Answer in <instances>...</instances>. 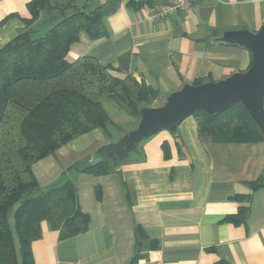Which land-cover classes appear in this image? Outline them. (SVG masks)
Listing matches in <instances>:
<instances>
[{
  "label": "crops",
  "instance_id": "obj_1",
  "mask_svg": "<svg viewBox=\"0 0 264 264\" xmlns=\"http://www.w3.org/2000/svg\"><path fill=\"white\" fill-rule=\"evenodd\" d=\"M30 1L0 0V48L25 28ZM106 1L88 3L92 9ZM170 1L120 0L103 19L106 37L94 41L80 33L68 59L92 56L120 76L132 74L158 90L152 106L185 83L220 81L249 69L248 49L216 39L228 30L257 32L264 0H194L170 16L154 17ZM126 115V121L135 119ZM83 137H93L88 148L74 142L34 164L39 183L90 160L91 151L109 143L97 129ZM76 171L73 182L81 209L91 216L89 230L59 240L44 222L32 245L36 264H132L136 254L135 264H264V185L251 186L264 173V141L216 143L199 135L191 117L177 136L159 133L118 171Z\"/></svg>",
  "mask_w": 264,
  "mask_h": 264
},
{
  "label": "trees",
  "instance_id": "obj_2",
  "mask_svg": "<svg viewBox=\"0 0 264 264\" xmlns=\"http://www.w3.org/2000/svg\"><path fill=\"white\" fill-rule=\"evenodd\" d=\"M88 1L31 0L25 28L0 48V264H36L32 245L42 237L44 222L59 232V240L89 230L91 216L81 209L76 184L66 180L41 190L34 164L96 129L109 141L121 136L124 130L112 120L105 99L139 120V108L152 106L159 95L95 57L68 59L80 33L94 41L106 37L103 19L116 11L120 0L92 9ZM205 82L209 79L194 85ZM193 117L199 135L213 142L264 141L240 102L217 115L199 112ZM72 168L93 176L115 170L110 162ZM263 185L264 173L251 183L255 190ZM96 191L100 199L99 186ZM248 214L249 208L242 209L241 219ZM138 258L136 254L132 264Z\"/></svg>",
  "mask_w": 264,
  "mask_h": 264
},
{
  "label": "water",
  "instance_id": "obj_3",
  "mask_svg": "<svg viewBox=\"0 0 264 264\" xmlns=\"http://www.w3.org/2000/svg\"><path fill=\"white\" fill-rule=\"evenodd\" d=\"M248 49L252 63L246 72H235L220 81L202 85L185 83L180 90L167 95L161 106L139 108L137 125L94 150L89 163L110 162L115 170L159 133L177 136L180 125L199 112L217 115L240 102L264 137V23L257 32L243 28L228 30L216 39Z\"/></svg>",
  "mask_w": 264,
  "mask_h": 264
},
{
  "label": "rangeland",
  "instance_id": "obj_4",
  "mask_svg": "<svg viewBox=\"0 0 264 264\" xmlns=\"http://www.w3.org/2000/svg\"><path fill=\"white\" fill-rule=\"evenodd\" d=\"M103 104L106 107L107 111L109 112L112 120L116 124H118L121 128H123L122 130H124V132L134 128L137 125L138 120L136 118L133 120L126 121L125 118H127V115L124 112L122 113L121 109L116 107V105L111 100L105 99L103 101ZM92 136L94 137L95 135H92ZM93 137H89V139H88V137L86 138V137L82 136V137H79L78 139L70 142L69 144H73L75 142V144L77 145V148H80L81 150H83L84 148H88V146H90V144H87L85 146L86 140L88 142V140L92 139ZM95 146H96V144L93 145V147H95ZM93 151L90 152V155ZM88 163H89V160H87L85 158V159L77 162L75 164V167H83V166L87 165ZM63 172H64L63 174L59 173L60 175L58 174L57 176H54L53 179L42 178L40 181L41 190H46L49 187H54V186H57L58 184L60 185V184L64 183L66 180H71V182H72L76 179L77 171L75 168L64 170Z\"/></svg>",
  "mask_w": 264,
  "mask_h": 264
},
{
  "label": "built area",
  "instance_id": "obj_5",
  "mask_svg": "<svg viewBox=\"0 0 264 264\" xmlns=\"http://www.w3.org/2000/svg\"><path fill=\"white\" fill-rule=\"evenodd\" d=\"M194 0H171L168 4L161 6L155 13L154 17H167L175 12L184 10L191 6ZM163 264V263H158Z\"/></svg>",
  "mask_w": 264,
  "mask_h": 264
}]
</instances>
